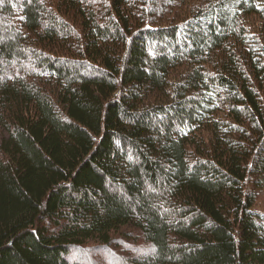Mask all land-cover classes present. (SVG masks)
<instances>
[{
	"label": "trees",
	"instance_id": "trees-1",
	"mask_svg": "<svg viewBox=\"0 0 264 264\" xmlns=\"http://www.w3.org/2000/svg\"><path fill=\"white\" fill-rule=\"evenodd\" d=\"M0 264H264V0H0Z\"/></svg>",
	"mask_w": 264,
	"mask_h": 264
}]
</instances>
